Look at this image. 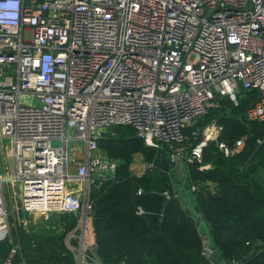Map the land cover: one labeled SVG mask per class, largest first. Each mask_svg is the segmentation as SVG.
<instances>
[{"label":"built area","instance_id":"2783aa9c","mask_svg":"<svg viewBox=\"0 0 264 264\" xmlns=\"http://www.w3.org/2000/svg\"><path fill=\"white\" fill-rule=\"evenodd\" d=\"M241 90L253 93L245 117L264 123V0H0V240L14 241L20 211L72 213L64 242L76 264H104L89 239V192L118 160L101 150V129L129 125L146 145L200 162L223 129L214 117L187 153L173 144L220 98L237 104ZM73 138L84 141L74 169ZM242 145L218 142L224 155ZM18 250L0 264H19Z\"/></svg>","mask_w":264,"mask_h":264},{"label":"trees","instance_id":"16d2710c","mask_svg":"<svg viewBox=\"0 0 264 264\" xmlns=\"http://www.w3.org/2000/svg\"><path fill=\"white\" fill-rule=\"evenodd\" d=\"M251 94L241 90L237 104L220 98L185 128L180 144H173L189 151L203 139L201 130L212 117L222 125L220 137L202 147L201 161L188 162L185 187L174 183L170 169L150 164L156 149L147 146L131 126L112 125L118 135L98 137L105 154L118 160L114 174L94 182L89 192L93 248L104 264H264V185L253 175L264 170V141L257 143L258 137L264 138V123L245 117ZM193 129L198 130L195 136ZM241 138L243 145L230 155L218 146L219 141L232 146ZM137 153L148 163L140 172L131 168ZM166 189L179 195L167 198ZM184 190L191 192L198 218L209 225L211 245L220 249L217 263L202 251L198 218L187 208ZM58 213L66 214L63 231L36 234L19 226L13 229V242L0 240V262L19 244V264H76L64 242L76 215Z\"/></svg>","mask_w":264,"mask_h":264},{"label":"rangeland","instance_id":"374dc122","mask_svg":"<svg viewBox=\"0 0 264 264\" xmlns=\"http://www.w3.org/2000/svg\"><path fill=\"white\" fill-rule=\"evenodd\" d=\"M241 87V85H240ZM36 103H39L37 99H35ZM115 136L118 135L117 131L114 130V126H107L101 129L99 133V137H104V136ZM59 140H53L52 144L57 145L59 144ZM5 143L4 140L2 139V135L0 133V173L6 174L8 171L7 168V158H6V150H5ZM175 148L177 146L173 145ZM166 149L172 150V148L169 146V144H166ZM67 148H68V153L70 160L72 159V155L76 153L78 156H81V153L84 149V141L79 138H73L69 139L67 142ZM101 148V147H100ZM184 149V148H182ZM102 150V148H101ZM185 152L187 153L188 150L184 149ZM75 153H73V152ZM184 152V151H182ZM96 154L103 155L102 151L96 152ZM175 166L173 168H170V173L171 177L174 181L175 184H180L183 185L184 187L189 183L188 182V175H187V165H188V160L184 158L183 154H181L180 157L175 156ZM148 163L142 156V154L137 153L135 154L132 163H131V168L135 172H140L143 170L144 166L147 165ZM204 166L209 165L203 164ZM253 175L256 177V179L264 185V170L263 169H257L254 171ZM5 187L7 189V184H5ZM184 193L189 194V199L186 200L187 208L191 212V214L198 218L199 215H197V212L195 211L194 207V201H193V196L189 190H184ZM8 208L10 211V219L14 220V213H13V208L11 202H8ZM65 213H58V212H47V213H40V212H33L26 214L23 211L19 212V217L20 219L14 221L13 229L18 228L19 226H23L25 230L28 233H38V234H43V233H54V232H61L63 231V221H67L65 219ZM201 220L198 221V229L201 234H203L207 241L211 244L210 242V231H209V225L205 220L200 218ZM89 239L90 242L93 243V233H92V228H91V222L89 223Z\"/></svg>","mask_w":264,"mask_h":264},{"label":"water","instance_id":"95a60500","mask_svg":"<svg viewBox=\"0 0 264 264\" xmlns=\"http://www.w3.org/2000/svg\"><path fill=\"white\" fill-rule=\"evenodd\" d=\"M148 146V145H147ZM175 158L172 155V152L165 150L164 145L158 147L155 151V154L152 158L151 165L158 167L162 170H167L175 166ZM186 197L184 196V202L186 203ZM200 218H198V221ZM221 257V252L219 248H213L208 259L213 263H217Z\"/></svg>","mask_w":264,"mask_h":264},{"label":"crops","instance_id":"0c3cea01","mask_svg":"<svg viewBox=\"0 0 264 264\" xmlns=\"http://www.w3.org/2000/svg\"><path fill=\"white\" fill-rule=\"evenodd\" d=\"M79 160H80V157H76L75 156V158H73L72 157V162H71V166H72V168L74 169L75 168V166H76V164L79 162ZM186 189V188H185ZM187 200L189 199V194H187V198H186ZM187 205V204H186ZM196 211V210H195ZM197 212V211H196ZM197 215H199L198 214V212H197ZM200 218H202V217H200ZM203 219V218H202ZM201 220V219H200ZM204 220V219H203ZM199 224V223H198ZM208 224V223H207ZM199 227V226H198Z\"/></svg>","mask_w":264,"mask_h":264}]
</instances>
